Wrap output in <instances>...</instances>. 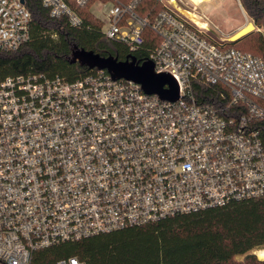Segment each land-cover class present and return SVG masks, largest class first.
Returning a JSON list of instances; mask_svg holds the SVG:
<instances>
[{"label":"built area","instance_id":"obj_1","mask_svg":"<svg viewBox=\"0 0 264 264\" xmlns=\"http://www.w3.org/2000/svg\"><path fill=\"white\" fill-rule=\"evenodd\" d=\"M141 1L94 4L106 9L103 34L129 51L143 47L146 28L160 38L148 60L176 81V101L100 69L75 81H0V264H31L53 245L264 196L256 123L264 58L227 47L229 35L192 0H158L166 9L153 21L137 13ZM41 2L52 18L81 26L65 0ZM30 23L24 0H0V50L27 42ZM194 81L228 88V106L199 103Z\"/></svg>","mask_w":264,"mask_h":264},{"label":"trees","instance_id":"obj_2","mask_svg":"<svg viewBox=\"0 0 264 264\" xmlns=\"http://www.w3.org/2000/svg\"><path fill=\"white\" fill-rule=\"evenodd\" d=\"M65 1L80 17L81 26H72L65 16L52 18L41 0H24L31 15L30 38L16 50H0V81L28 74L75 81L92 72L87 66L72 62L76 50L119 60L133 56L137 63L143 64L150 50L160 43V38L146 28L143 47L131 52L126 45L103 34V20L91 10L96 0L84 7L73 0ZM240 2L258 30L228 41L226 46L264 58V0ZM165 9L158 0H142L136 11L153 21ZM230 93L223 86L193 82V94L199 103L227 107ZM238 107L241 104L229 107L228 112L232 114ZM256 123L264 145V120ZM261 248H264V196L53 245L35 251L31 264H53L72 256L88 264H264L252 254ZM238 256H245L244 261L237 262Z\"/></svg>","mask_w":264,"mask_h":264},{"label":"water","instance_id":"obj_3","mask_svg":"<svg viewBox=\"0 0 264 264\" xmlns=\"http://www.w3.org/2000/svg\"><path fill=\"white\" fill-rule=\"evenodd\" d=\"M254 30L255 25L251 22L247 23L244 28L230 37L229 41H236ZM72 62H79L89 69L106 70L114 79L131 80L140 84L146 94L158 95L162 100L176 101L179 98L176 81L168 73H156L154 64L149 60L139 64L133 56L119 60L117 57H104L93 51L76 50Z\"/></svg>","mask_w":264,"mask_h":264},{"label":"rangeland","instance_id":"obj_4","mask_svg":"<svg viewBox=\"0 0 264 264\" xmlns=\"http://www.w3.org/2000/svg\"><path fill=\"white\" fill-rule=\"evenodd\" d=\"M190 3V0H185ZM199 8L210 18V20L225 34L229 35V38L237 33L241 28H244L247 23H253L252 20L246 14L240 0H192ZM92 12L101 18L105 19L106 9L96 2L92 8ZM254 24V23H253ZM255 30H258L255 26ZM262 250L264 248H261ZM256 249L252 252L258 261H264L257 254ZM245 256H238L237 262H243Z\"/></svg>","mask_w":264,"mask_h":264},{"label":"bare ground","instance_id":"obj_5","mask_svg":"<svg viewBox=\"0 0 264 264\" xmlns=\"http://www.w3.org/2000/svg\"><path fill=\"white\" fill-rule=\"evenodd\" d=\"M188 16L189 17H191L192 19H195L194 18V16L192 15V14H188ZM196 20V19H195ZM247 25V24H246ZM257 254L259 255V257L261 258V259H264V249L262 250H259V251H257Z\"/></svg>","mask_w":264,"mask_h":264}]
</instances>
